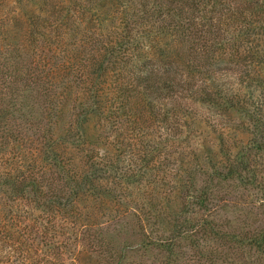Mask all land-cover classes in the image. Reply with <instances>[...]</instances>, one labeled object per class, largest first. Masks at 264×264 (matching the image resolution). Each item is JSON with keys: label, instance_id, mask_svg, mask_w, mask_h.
<instances>
[{"label": "trees", "instance_id": "trees-1", "mask_svg": "<svg viewBox=\"0 0 264 264\" xmlns=\"http://www.w3.org/2000/svg\"><path fill=\"white\" fill-rule=\"evenodd\" d=\"M218 1L74 0L71 11L75 16L67 13L66 17H61L56 27L50 19L45 20L39 16L32 18L37 21V25L40 24L41 28L45 29L44 32L49 36L46 43H49V48L55 47L56 52L46 49L43 69L39 71L38 68H26L25 78L15 71L19 64L16 63V67L12 65L13 63H9L12 65L11 72H14L15 76L12 78L15 82L11 87L8 85L4 87L10 90L7 93L2 94L3 88L0 89V150L7 147V139L12 142V148L16 149L22 139V133L20 134L17 129L21 123L25 125L32 114H37L39 119H36L39 122H35L36 125L30 126L29 129L32 136L37 138L38 145H43L44 157L51 163L52 168H55V174L62 183L60 184L59 180V185L49 186L57 178L54 181L47 179L48 182L44 185L41 180H30L25 177L18 179L19 175L14 174L0 179V188L5 189L3 191L7 195L4 194L6 198L14 203L28 202L31 208L41 211L43 214L39 216L41 218L38 219L39 222L46 218L44 214H53V211H56L63 220L71 221H68L69 225H76V221L85 218L92 221L98 214V211L94 210V215L90 216L89 213H92L90 207L77 211L76 199L80 201L86 199L88 203L93 202L94 205L102 207V201L115 195V191L97 186L101 178L107 177L105 175L107 164L104 165L103 162H106L105 159L108 157L106 155L101 157L97 155L98 153L94 154L89 150L90 146H85L86 134L80 130L83 118L88 121V118L100 112L99 98L104 87H107L108 78L113 80L110 92H114V95L111 98L116 105H119L111 112L114 120L118 121L120 115L134 119L128 123L126 121L127 125L118 121L119 123L111 129L125 130L130 134L129 145L136 146L140 154L139 162L142 164V166L138 165L137 170L160 171V173L169 171L166 163L161 160V145L165 141L164 137L168 139V135L177 132H179L178 136L181 134L185 106L180 102L186 99L193 101L199 97L214 104L219 102L224 104L223 101L227 99L222 98L218 101L222 96L214 97L210 90V85L216 80V74L229 69L232 65L225 57L224 46L227 43L231 44V38L234 37L238 38V45L249 44L246 39L264 28V13H257L260 6L258 2L254 4L258 5L255 13L254 7L237 5L235 8L237 12H233L235 18L230 19L226 11L217 8ZM95 5H99V8ZM56 6L57 4L51 2L47 13L55 12ZM91 12L98 13L95 15L98 23L93 24L92 28H87L86 31L82 23L86 26L93 23L89 22L93 21L88 15ZM215 15L218 16V22L227 19V25L223 24L221 27L218 22L214 24ZM229 27L233 29L231 33ZM43 35L44 33L41 36L45 37ZM165 37L177 41L176 46L174 45L171 50L163 48L160 43ZM84 40L86 42H83ZM256 48L257 45L250 48V57L259 56ZM17 53L20 55L19 52ZM17 57L14 56L18 59ZM151 57L154 60H151ZM242 64L246 66V62L243 61ZM47 66L49 69L45 71ZM258 67L262 68V65ZM48 72L53 79L57 76L61 80L59 83L65 82L61 92L54 93L49 86L53 83ZM194 72L198 73L199 77L203 76V81L192 82ZM8 74L4 71L0 72L1 84ZM204 76L210 81L209 85L205 83ZM23 79L25 84L22 83ZM28 81L31 85L27 83ZM18 83H21L20 86ZM45 84H48V87ZM23 86L27 92H33L38 86L45 88L40 91V98L36 99L34 106L24 105L21 110L17 106L19 100L12 95L21 97ZM152 98L157 101L161 98L159 103L162 104H158V110L154 109ZM31 100L34 101L33 98ZM25 111L31 113L27 119ZM72 113L75 120L73 122L65 120ZM103 113L104 111H101L102 116H98L99 119L103 117ZM155 122L161 124L166 133L163 138L156 137L157 140H151V136L146 133L151 129L149 124ZM97 128L98 136L102 137L107 124L100 121ZM76 130L78 133L75 132ZM92 137L95 138V132ZM260 140L262 142L259 146L264 148V139ZM80 146L85 147L79 151ZM73 150L79 151L80 159H71ZM170 153L169 156H173L172 160L178 162L176 149L171 150ZM30 160L27 161L28 164ZM227 162L229 164L224 166L215 165L213 172L207 175L204 185L189 194L186 202H183L185 209H196L198 212H203L204 217L196 220L188 218L185 222L188 225L182 228L175 224L166 241L152 242L145 233L141 232L139 248L147 249L152 246L151 248L162 257L161 264H202L201 260L204 264H233L230 258L231 251L241 249L264 256V228L253 233L239 234L237 230H224L214 218L217 204L221 201L214 198L217 185L232 182L237 187H246L254 185L257 177L246 156L228 159ZM157 184L160 185V182L155 183ZM256 185L259 187L258 190L264 192V184L259 182ZM95 186L99 191H96ZM44 188L49 190L45 191ZM170 196V192L165 193L166 199ZM160 198V193L157 192L152 195L151 200L143 204L142 208L152 206ZM120 199L118 195L116 198L118 204ZM96 219L98 221V218ZM50 222L46 219V224H51ZM75 228L72 226L70 229ZM90 228L92 229L91 225L85 227V229ZM74 231L78 233V230ZM81 232L88 233L86 230ZM94 234L93 242L98 246L101 245L103 239L99 238L100 234ZM211 243L219 245L220 249L208 248ZM183 246L189 247V255L184 253ZM124 260L125 258L120 256L117 264H122Z\"/></svg>", "mask_w": 264, "mask_h": 264}, {"label": "rangeland", "instance_id": "rangeland-1", "mask_svg": "<svg viewBox=\"0 0 264 264\" xmlns=\"http://www.w3.org/2000/svg\"><path fill=\"white\" fill-rule=\"evenodd\" d=\"M73 1L0 0V72L4 71L8 74L10 71L4 83H0V86L4 84L0 87V89L3 88L2 94L10 91L4 88L6 85L11 87L15 82L13 81L14 72H11L12 65L17 67L16 63L19 64L15 71H18L17 73L23 78H25L26 68H38L40 71L45 65V52L49 48V43L46 42L49 36L44 32L45 29L41 28L42 25H37V21L32 18L39 16L45 20L50 19L56 27L61 17H66L67 13L74 15L71 11ZM51 2L57 4V9L53 13L50 11L47 13ZM256 2L260 4L258 12V5H254ZM218 4L217 8L226 11L230 19L235 18L234 13L237 12L235 8L241 4L254 7V13H264V2L261 0H219ZM95 6L99 8V5ZM96 12L88 14L93 20L89 22L93 23L87 26L82 23L84 30L87 31V28L90 29L93 24L98 23L95 17L98 14ZM217 22L218 16L215 15L213 23L217 24ZM218 23L221 27L223 24L227 25V19ZM232 31L233 29L229 27V32ZM42 33L45 37L41 36ZM246 40L249 44L238 45L239 40L234 37L231 38V44L227 43L224 46L225 57L229 59V62L231 61L232 65L227 69L228 71L216 74V80L210 85L214 97L222 96L218 101L222 98L227 99L223 101L226 105L222 102L214 104L199 97L193 101L187 99L181 101L180 103L185 106L181 134L178 136L179 132H177L168 135V139L164 137L166 130L161 127V124L158 122L149 124L151 129L146 130V134L151 136L149 137L151 140H157L156 137L165 138L160 152L162 162L169 168V171L165 173L137 170L138 165L142 166V164L139 162L140 154L136 146L129 145L130 134L125 130L111 129L119 122L127 125L134 119L120 115L119 122L114 120L111 112L119 105H116L111 98L114 95V92H110L113 80L108 78L107 87H104L99 98L100 112L88 118V121L83 118L80 130L86 134L85 146H90L89 150H92L94 154L98 153L97 155L101 157L104 155L108 157L105 159L106 162H103L104 165L107 164L105 171L107 177L101 178L97 186L111 189L115 191V195L102 201V207L94 205L93 202L88 203L86 199L82 201L76 199L77 211L90 207L92 210V213H89L90 216L94 215V210L98 211V214L92 221L85 218L76 221L77 224L72 221L76 225L72 223L69 225L71 221L63 220L56 211H53V214H44L46 218L39 222L38 219H41L39 216L43 214L41 211L31 208L28 202L9 201L3 191L5 189L1 187L0 264H117L120 256L125 258L122 264H161L162 257L151 248L152 246L147 249L139 248L141 232L145 233L152 242L166 241L175 224L182 228L188 225L185 223L188 218L196 220L204 217L205 214L196 209H185L183 202H186L189 194L196 192L204 185L207 175L213 172L215 165H227L228 159H235L242 155L249 160L250 167L257 176L254 185L237 187L232 182L217 185L214 198L221 201L217 204L214 218L224 230H237L239 234L253 233L264 228V192L256 187L259 182L264 184V148L259 146L262 142L260 139H264V28L254 32ZM161 41L163 48L167 50H171L177 42L171 41L168 37ZM256 45L259 56L250 57V48ZM49 49L55 51V47ZM15 55L18 59L14 58ZM151 60H154L153 57ZM243 61L246 62V66L242 64ZM259 65H262L263 69L258 67ZM48 69L49 66L45 67V71ZM49 77L53 83L49 85L53 92H61L65 82L59 83L61 80L57 76L53 79L51 73ZM198 77V73L194 72L192 82L203 81V76ZM204 78L205 83L209 85L210 81L207 77L204 76ZM22 83L25 84V79ZM27 83L30 84V81ZM20 84L18 83L19 86ZM45 86L48 87V84ZM42 88L45 87L38 86L33 92H27L23 86L21 97L14 94L12 96L19 100L17 106L22 110L24 105L34 106L36 99L40 98L39 93ZM32 98L34 101L31 100ZM151 101L154 109L158 110V104L162 103L153 98ZM26 108L29 109V107ZM101 111H104V115L99 119L102 116ZM118 112L120 114L121 110ZM30 115V112L25 111L26 119ZM36 118L38 115L32 114L25 125L21 123L17 129L20 134L22 133V139L16 149L12 148V142L7 139V147L0 150V179L16 174L19 175L18 179L25 177L30 180H41L44 185L48 182L47 179L56 180V170L52 168L49 161H46L43 145H38L37 138L32 136L29 129L30 126L36 125L35 122L39 119ZM65 120L73 122L74 113ZM100 121L107 124L102 137L98 136L97 126ZM42 128H44L43 124ZM75 132L78 133L77 130ZM94 132L95 138L100 140L92 137ZM117 135H119L118 138ZM85 146H80L79 151ZM175 149L178 162L172 160L173 156H169L171 150ZM79 151L73 150L71 159H80ZM28 160H30L29 164ZM80 165H83L82 160ZM59 180L61 181L57 178L49 186L58 184ZM156 182H160V185H155ZM97 186H95L96 191H99ZM44 190L49 189L44 188ZM155 191L160 193L161 198L157 199V203H152L154 206L142 208L143 204L157 193ZM166 192H170L171 195L167 199ZM118 195L121 197L120 204L116 200ZM141 209H143L142 212ZM46 219H49L51 224H46ZM89 225L92 229H85ZM72 226L76 227L74 230H78V233L70 229ZM84 230L88 233L81 232ZM94 233L97 235L99 233V238L103 239V243L99 246L93 242ZM183 248L184 253L189 255V247L183 246ZM208 248L220 249V246L211 243ZM230 258L233 264H264V256L256 255L247 249L231 251ZM201 263L204 264L202 260Z\"/></svg>", "mask_w": 264, "mask_h": 264}]
</instances>
